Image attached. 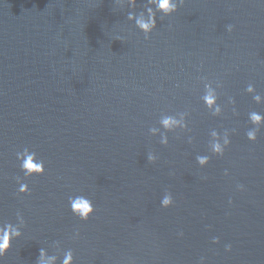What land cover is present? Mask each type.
Masks as SVG:
<instances>
[{
    "label": "water",
    "instance_id": "95a60500",
    "mask_svg": "<svg viewBox=\"0 0 264 264\" xmlns=\"http://www.w3.org/2000/svg\"><path fill=\"white\" fill-rule=\"evenodd\" d=\"M253 112L264 118L261 0H184L170 16L151 0H0V223L25 222L0 264H37L41 248L52 264L69 250L72 264H264ZM24 148L44 175L24 177ZM76 195L93 202L87 221Z\"/></svg>",
    "mask_w": 264,
    "mask_h": 264
},
{
    "label": "clouds",
    "instance_id": "9594fccd",
    "mask_svg": "<svg viewBox=\"0 0 264 264\" xmlns=\"http://www.w3.org/2000/svg\"><path fill=\"white\" fill-rule=\"evenodd\" d=\"M153 4H155L156 9L160 11L164 16H170L173 13L177 12L178 7L183 4L184 0H151ZM264 2V0H261ZM129 19H132V16H129ZM156 16L155 14L149 10L148 19H137L136 24L137 27L143 32L145 39L149 38L150 34L156 29ZM232 25L227 26V30L229 32L232 31ZM248 91H252L251 86L248 87ZM206 105L211 106L215 100V97L211 94H207L203 97ZM259 99V97H256ZM216 112H219L220 109L217 107L215 109ZM261 115L253 112L250 114V121L253 123L254 127L249 129L246 132L247 139L249 141L255 142L257 140V132L259 130V126L262 122ZM161 123L168 127L171 124L176 123L171 117H165L161 120ZM230 144V140L227 136L224 137L223 142H216L213 144L212 149L213 152L222 156L224 154L225 148ZM16 158L20 162L19 167L23 172L24 177H32L34 175H44L45 173V162L43 159L39 158L35 151H30L28 148H24L22 152L16 153ZM157 159L156 156L149 154L147 160L149 162H155ZM197 162L201 167L206 166L209 163L208 156H198ZM16 182L19 185L18 192L21 194L29 193L28 184L21 181L19 178H16ZM241 189L242 185H239ZM68 203L70 207V211L76 217H78L82 221H87L90 216L95 212V208L91 199L84 195H76L69 196ZM173 203V197L171 193L166 192L161 200V206L167 208L171 206ZM17 219L20 222V226H14L12 223H0V257H4V255L11 248V244L13 239L19 238L22 235L21 227H24V219L23 216L17 212ZM79 233H76L78 236ZM182 235V234H181ZM75 238V237H74ZM219 239L214 237L213 243H218ZM225 250L230 251L231 245H225ZM45 249H40L39 258L37 264H52L55 260V257H49L47 260L44 259L46 256ZM73 262V253L71 250L67 251L61 264H72ZM200 264H204V258L201 257Z\"/></svg>",
    "mask_w": 264,
    "mask_h": 264
}]
</instances>
